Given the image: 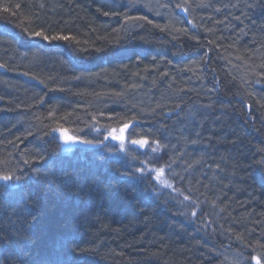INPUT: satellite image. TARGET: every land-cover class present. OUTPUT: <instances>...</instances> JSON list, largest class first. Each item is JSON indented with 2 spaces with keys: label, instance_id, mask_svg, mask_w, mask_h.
<instances>
[{
  "label": "trees",
  "instance_id": "16d2710c",
  "mask_svg": "<svg viewBox=\"0 0 264 264\" xmlns=\"http://www.w3.org/2000/svg\"><path fill=\"white\" fill-rule=\"evenodd\" d=\"M40 30L75 39L42 40L49 58L10 62L32 45L27 33ZM0 62L8 67L0 85L24 97L13 92L0 101V175L25 165L16 152L34 136L31 165L46 170L27 186L0 182V264H229L220 253L245 251L250 260L259 255L251 252L264 253V0H0ZM28 74L38 83L25 82ZM177 106L185 116L175 144L208 143L199 158L220 166L177 180L195 192L175 196L181 219L164 207L171 196L155 200L156 192L131 189L123 167L112 175L96 172L101 164L61 162L45 138L50 113L82 118L102 107L145 116L149 127L138 135L146 138ZM144 151L134 167H144L147 145ZM152 157L173 178L172 163ZM120 186L130 196L117 197ZM215 219L224 239L203 237ZM15 234L27 239L17 246Z\"/></svg>",
  "mask_w": 264,
  "mask_h": 264
},
{
  "label": "bare ground",
  "instance_id": "6f19581e",
  "mask_svg": "<svg viewBox=\"0 0 264 264\" xmlns=\"http://www.w3.org/2000/svg\"><path fill=\"white\" fill-rule=\"evenodd\" d=\"M45 9V7H42ZM153 8V7H151ZM150 8H143L144 12L147 14H153V13H158L156 10L151 9L147 10ZM181 12V11H180ZM4 29L5 26H2ZM42 38L40 37H32L31 42L32 45L29 46L26 49H22L19 55L14 57V54L12 53L9 56L10 62H14V60L21 56L24 57L25 59H33V57H38L40 59L44 58H49V55L51 53L50 49L46 48H40V44L42 43ZM45 41V40H44ZM46 42V41H45ZM44 51H47L48 54H46ZM133 52V51H131ZM11 53V52H10ZM134 53V52H133ZM134 56V55H131ZM206 63L208 62L209 58V53L207 55ZM50 61L52 59L50 58ZM0 72L1 74L8 73V67L5 65V63L0 62ZM27 67V66H26ZM206 67V66H205ZM20 70V69H18ZM22 71V70H21ZM18 72V71H17ZM16 73V72H14ZM217 76L216 72L213 71L212 77L215 78ZM28 79H25V82L27 83H38L36 81V78L33 74H28ZM36 81V82H35ZM33 82V83H32ZM27 84L30 87H33L32 90L35 91L36 87ZM19 87L21 85L16 84L15 87ZM16 93L17 100L18 101H23L24 97L21 93L20 90L15 89L12 85L9 87L8 85H5L4 83L0 85V101H2L3 97L8 95V93ZM31 92V91H30ZM29 92V93H30ZM50 92V91H49ZM52 92V91H51ZM34 92H31L33 94ZM209 93L206 101L210 97V91L205 92ZM207 95V94H206ZM23 105V104H22ZM111 105V104H109ZM41 107H43L42 103L40 104ZM115 107V106H112ZM175 108V107H174ZM101 109L105 110H100V111H95L92 113L85 114L82 118L81 117H75L72 118H58L55 117V114H49V117L53 118V121H59V123H54L53 121H49L50 128L51 130L47 131L46 133V141L49 143L50 141H53L56 144V157H58L59 161H61V158L65 160H70L73 162H82L86 164H101L99 168L97 169L98 171L96 172H101V173H109V174H115L117 173V169L123 167L125 169L126 173L132 172L135 173L134 176H126L123 174V177L125 179H128L131 183L132 186L131 189L138 190L141 189L144 192H156L154 195L155 200H164L163 196H171L172 198V204L166 203L164 205L165 208H168L170 210L176 211L179 216L178 219H181L182 213L176 209V207H179L181 205V202L175 199V196L179 195V193H184L185 197H188L191 199L190 193H195L193 192V187H189L188 192L182 190L184 185L181 181L177 180H183L186 181V176H195L196 174L203 173L205 171H209L212 175L214 174L215 171L211 170L212 167L216 168L218 170L220 166L215 162V160L212 161H202V159L199 158L198 155H208V149L210 148V144H205V147H201V145H198L194 142H187L183 147L178 144V146L175 144V139L174 136L178 138L177 134H180L178 131H176L177 128H181L182 126V120H184L185 116V111L180 108L176 107L175 109H170L168 108L167 111H165V115L168 117L167 122H162L165 124L162 128L159 129L158 133L155 135H146V138L149 143L147 146L149 147V154L150 156L147 155V163H143L142 168L146 169L144 173H140L137 171L140 168L134 167L131 163L132 158L134 157L135 153L140 154L141 157L145 159V152L140 150L138 148V145L132 144L131 142L126 141V136H133L134 134L137 133L140 134L142 133L141 130H146V127H149V124L147 122L148 119L145 116H132V118H126L123 116L121 113H112V110H106L109 109L108 107H102ZM20 114V112H17ZM18 115V114H17ZM74 115V114H73ZM57 116V115H56ZM126 123H130V126L128 129L124 130L121 132V129L123 128L124 124L120 125L123 123V119ZM54 123V124H53ZM118 123L119 126L116 127V129L113 128L114 125ZM193 122H191L192 124ZM204 125V123H202ZM52 126V127H51ZM57 128H64L68 130L69 135H74V136H79L82 137L83 139L91 140V141H99L103 140L102 144H83V143H77V144H65V142L61 139V133L60 132H54L52 131L53 129ZM135 128H137V131H135ZM115 130V135L120 136L119 131L121 132L122 135L125 136V140L123 141L124 147L121 148V141L119 140H112L111 136H109L110 131ZM177 132V133H176ZM105 137H108L105 139ZM190 139H196V137H191L188 136ZM174 139V140H173ZM128 140V139H127ZM159 141V144L156 142ZM36 144V138L35 136L29 140L26 143V146H21V150H18L16 154L23 159V162L21 164H25L24 166H20L17 168V172L8 170L7 174H1L0 176L4 175H12V176H19L21 179L19 181L13 180L10 182H5L10 186H17L19 182H24L27 185L31 183L33 180H35L36 177H40L43 173H46V170L41 169L40 165L35 166V164L31 162H35L34 160V155L32 153L36 152L35 148ZM141 147H144L141 146ZM154 149H158L155 150ZM156 153L158 156L159 160L162 162H167V163H172L173 167L175 168V175L173 178L169 177H163L161 176L160 179H156L157 173H152L153 170L159 169V164L157 161L152 157V154ZM16 156L13 155L11 156V160L16 163ZM52 159V162L57 164V167H61L60 162ZM62 162V161H61ZM65 163V162H64ZM133 163L137 164V160H133ZM39 164V163H37ZM162 164V163H161ZM28 165V166H27ZM171 165V166H172ZM14 166V165H13ZM30 168L31 173L25 177V169ZM101 169V170H100ZM148 169H151L152 171L149 172ZM119 170V169H118ZM154 174V175H153ZM34 175L36 177H34ZM97 175V174H95ZM85 177L87 178H93V176L89 175V171L87 174H84ZM98 178V177H96ZM64 178H62L63 180ZM38 180V179H37ZM3 180H0V182ZM19 188V187H17ZM14 188V189H17ZM122 187L120 186L117 188L116 196L119 197L121 194L125 196H130V193L127 191H124V193L121 192ZM129 191L128 188H124ZM133 193V192H132ZM206 199H203V203L205 202ZM122 203H127L122 201ZM207 204V203H206ZM189 226V225H188ZM225 226L220 224L219 219L218 220H213L211 224H208L204 227L205 234L203 237L209 239L210 237H220L223 238L226 236V231H224ZM123 243V240L119 238L117 240L116 245L120 247ZM251 253H256L259 255H263L264 253L258 250H255ZM250 254V253H249ZM221 258H224L229 260V261H237L240 262V264H247L248 261L251 264H256V261L254 259L248 257L249 255L246 254L244 251V254H240L239 256H232L231 254L222 252L219 254Z\"/></svg>",
  "mask_w": 264,
  "mask_h": 264
},
{
  "label": "snow or ice",
  "instance_id": "6c2138e0",
  "mask_svg": "<svg viewBox=\"0 0 264 264\" xmlns=\"http://www.w3.org/2000/svg\"><path fill=\"white\" fill-rule=\"evenodd\" d=\"M16 7L18 8L19 5H17ZM177 7H179V5H177ZM184 10L187 11V9H184ZM105 15H108V13H105ZM126 19H142V20L147 21L148 18L145 16V17H136V18L127 17ZM149 23H151V22L149 21ZM24 31L27 32V29H25ZM27 34L29 36H32V37H40V38H42L45 41H51V40H65V41H68L70 39H72V40L75 39V37H70V36L62 35V34H55V35H51L50 36V35H47L43 30L28 32ZM0 66H3V65H0ZM130 123L131 122L125 123L123 128L121 129V132H123L124 130L128 129L129 126H130ZM52 131L60 132L61 133V139L65 142V144H77V143L102 144L103 143V140H99V141H95L94 142V141H91V140L83 139L82 137H79V136L69 135L68 134V130L64 129V128H57V129H53ZM109 136H111L113 139L121 141L120 147L121 148L124 147V144H123V141L125 140V136L124 135L116 136L115 135V130L113 129L109 133ZM107 138L108 137H105V139H107ZM131 143L135 144V145L143 146V145H147L149 143V141L147 139H139V140H131ZM156 143L159 144V141H157ZM155 150H158V149H154V151ZM145 163H147V161ZM137 171H139L140 173H144L146 171V169L140 168ZM148 171L151 172L152 170L148 169ZM155 171L157 172L156 179L159 180L160 177L164 174L165 169L164 168H159V169H156ZM124 175L131 177V176H134L135 173L128 172V173H125ZM20 179H21V177H19V176H12V175L0 176V180H3L5 182H10V181H13V180L19 181ZM186 199H188V197H186ZM193 215H195V213H193ZM15 235L17 236V240H16L17 246L20 245L21 241H25L27 239L26 237H24V236H22L20 234H15ZM0 244L6 245V241H5V239H4V237L2 235H0ZM258 247L264 248V245H259ZM81 251H83V250H81ZM252 259H254L256 261V264H262L261 257L259 255L255 256V257H252Z\"/></svg>",
  "mask_w": 264,
  "mask_h": 264
},
{
  "label": "rangeland",
  "instance_id": "374dc122",
  "mask_svg": "<svg viewBox=\"0 0 264 264\" xmlns=\"http://www.w3.org/2000/svg\"><path fill=\"white\" fill-rule=\"evenodd\" d=\"M256 35H258V34H256ZM60 137H61V136H60ZM136 166H137V165H136ZM155 173H157V172H155ZM235 263H236V264H240V262H235V261H233V262H232V261L229 262V264H235Z\"/></svg>",
  "mask_w": 264,
  "mask_h": 264
}]
</instances>
